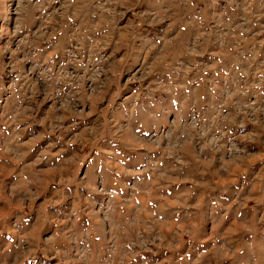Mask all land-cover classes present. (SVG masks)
Instances as JSON below:
<instances>
[{"label": "rangeland", "instance_id": "1", "mask_svg": "<svg viewBox=\"0 0 264 264\" xmlns=\"http://www.w3.org/2000/svg\"><path fill=\"white\" fill-rule=\"evenodd\" d=\"M0 264H264V0H0Z\"/></svg>", "mask_w": 264, "mask_h": 264}]
</instances>
